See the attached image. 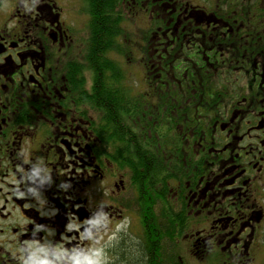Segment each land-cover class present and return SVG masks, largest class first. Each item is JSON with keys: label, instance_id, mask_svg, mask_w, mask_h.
<instances>
[{"label": "flooded vegetation", "instance_id": "flooded-vegetation-1", "mask_svg": "<svg viewBox=\"0 0 264 264\" xmlns=\"http://www.w3.org/2000/svg\"><path fill=\"white\" fill-rule=\"evenodd\" d=\"M101 4L0 0V264H264V0Z\"/></svg>", "mask_w": 264, "mask_h": 264}, {"label": "trees", "instance_id": "trees-1", "mask_svg": "<svg viewBox=\"0 0 264 264\" xmlns=\"http://www.w3.org/2000/svg\"><path fill=\"white\" fill-rule=\"evenodd\" d=\"M92 4L91 12L94 16L98 17L99 15L102 16L101 20L98 21L95 17V21L91 23L89 30L91 31V38L94 37V46H93V55L98 52V54L101 53H108L110 51H114L113 45L110 44V41L112 40V33L114 25L112 23V20L109 17V11H100L97 10L98 6L96 4H99L100 2L105 5L106 3V9L108 6V3L111 0H90ZM101 4V6H102ZM103 9V8H101ZM96 10V11H95ZM93 43V39H92ZM115 54H121L118 51H114ZM90 64L92 65V70L95 69L96 73V79L95 84L98 88V90L101 92L100 98L102 103L108 107L109 113L111 115L116 114V110L121 109V104H118L117 102V96L113 94L110 90H108V87H106L110 82L119 83L121 80L119 78V75H122L118 69H115V62H113V59H109L108 57H101L100 62L97 63V68L94 67V60L88 59ZM123 78V77H122ZM119 106V108H118ZM106 114L105 119L107 120V124H104V127L109 130L111 126V115ZM117 139L122 138L121 135L116 136Z\"/></svg>", "mask_w": 264, "mask_h": 264}, {"label": "rangeland", "instance_id": "rangeland-1", "mask_svg": "<svg viewBox=\"0 0 264 264\" xmlns=\"http://www.w3.org/2000/svg\"><path fill=\"white\" fill-rule=\"evenodd\" d=\"M80 14H81V9H80ZM118 61H120V58H118ZM89 64H90V63H88V65H89ZM85 66H87V63H85ZM89 75H90V74L87 73V77H88L87 84H90V83H91V76H89ZM119 77L122 78L123 75H119ZM122 79H123V78H122ZM90 253H91L92 255L95 254V244H94V243H93L92 247L90 248ZM90 264H92V263L90 262Z\"/></svg>", "mask_w": 264, "mask_h": 264}]
</instances>
